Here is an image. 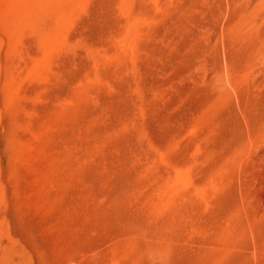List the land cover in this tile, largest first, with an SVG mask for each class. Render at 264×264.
I'll return each instance as SVG.
<instances>
[{"label": "rangeland", "instance_id": "obj_1", "mask_svg": "<svg viewBox=\"0 0 264 264\" xmlns=\"http://www.w3.org/2000/svg\"><path fill=\"white\" fill-rule=\"evenodd\" d=\"M0 264H264V0H0Z\"/></svg>", "mask_w": 264, "mask_h": 264}]
</instances>
